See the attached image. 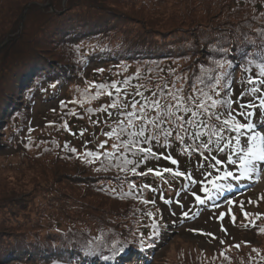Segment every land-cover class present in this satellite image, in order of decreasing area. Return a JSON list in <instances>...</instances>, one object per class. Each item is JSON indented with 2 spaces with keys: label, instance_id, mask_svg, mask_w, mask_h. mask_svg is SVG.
Returning a JSON list of instances; mask_svg holds the SVG:
<instances>
[{
  "label": "trees",
  "instance_id": "trees-1",
  "mask_svg": "<svg viewBox=\"0 0 264 264\" xmlns=\"http://www.w3.org/2000/svg\"><path fill=\"white\" fill-rule=\"evenodd\" d=\"M1 1L0 98L10 93L12 84L21 91L18 97L24 103L34 92L48 99L56 96L59 86L65 84L66 88L54 104L56 111L45 114L38 134L24 139L23 151L17 153L19 161L10 163L2 173L6 176L0 178V189L7 187L0 191V264L14 262L17 258L12 256L19 253L20 244L28 250V257L33 250L36 257H23L14 264H108L122 248L151 243L154 234H149L155 231L135 233L127 221L120 220L121 214L129 208L126 212L144 216L150 211L144 205L146 199L180 191L176 182L183 177L173 172L186 176L191 171L203 176L207 170L223 172L216 160L229 155V144L230 148L239 145L232 124H242L245 105L255 100L262 87L250 84L249 79H262L264 0H187L184 11L174 15L158 13L156 8L140 14V6L148 0H42L41 7L37 6L39 0ZM45 2L48 5L43 6ZM192 2H196V12L194 6L189 7ZM124 3L133 9L127 12ZM90 63L101 66L88 68ZM176 97L189 111L181 108L168 115ZM153 101L162 107L155 109ZM200 102L207 110L197 107ZM14 105L0 116L1 126L4 121L26 125V112ZM192 111L197 112L195 117ZM12 112H16L14 121L9 119ZM129 113H136L130 131L141 126L139 118H146L143 126L151 139L138 138L137 143L157 156L123 148L109 154L106 141L98 145L80 142V146L73 140V134L78 137L76 122L89 115L110 118L104 133L108 139L106 134L113 128L127 127ZM176 116L185 121L183 142L176 139L180 131ZM161 118V128L173 132L172 136L165 138L147 123ZM189 119L192 124L187 123ZM224 120L232 123L225 125ZM197 131L203 133L199 138L195 137ZM119 137L121 144L129 139L127 131ZM88 152L98 158L87 156ZM42 159L54 161L60 168V175L48 177L50 184L66 177L62 189L51 197L65 213L62 221L51 222L48 213L42 219H31L28 205L21 204L42 184L36 175L29 178L30 169L36 173L33 166L43 163ZM125 159L132 163L124 165ZM160 162L165 166H159ZM68 165L74 168L65 169ZM166 168L171 171L165 172ZM69 188L70 193L60 192ZM262 232L254 224L252 235L260 243H232L229 249L209 255L190 248L186 254L181 252L180 264H206L205 257L218 264H264ZM12 235L19 240L11 243L7 237ZM15 245L18 249L14 251Z\"/></svg>",
  "mask_w": 264,
  "mask_h": 264
},
{
  "label": "rangeland",
  "instance_id": "rangeland-1",
  "mask_svg": "<svg viewBox=\"0 0 264 264\" xmlns=\"http://www.w3.org/2000/svg\"><path fill=\"white\" fill-rule=\"evenodd\" d=\"M186 1H175L172 3V1L168 2V0L161 2L159 0H148L142 5L137 2V5H141L139 8L140 14L150 13L146 10L148 8H156L159 9L156 10L158 13L163 12L166 15L173 13L174 15L182 10L184 11L187 5ZM247 1L249 2V0ZM41 2L42 0H39L37 6L41 7ZM47 2L43 6L48 5ZM3 3L0 0V8ZM124 5L127 12L134 7H130V4L124 3ZM195 5L196 2L189 3V7L194 6L196 12L198 9ZM135 13L137 12L135 11ZM100 66L101 63H90L88 68L97 69ZM15 87L16 85L12 84L9 89L10 93L0 98V116L4 115L7 110L9 111L15 107L14 104H19L20 108L26 112V125L21 126V124H16L12 126V124L5 121L3 122V126L0 124V178L2 175L6 176L7 173H2L7 170L10 163H17L19 161L17 153L23 151L22 147L25 145L24 139H27L31 133V135L38 134L39 130L37 129L42 126L45 114L48 111H56L57 105L54 104L62 98L66 85H61L56 96L53 98H39L38 94L34 92L30 96L28 103H24L21 98L22 96L18 97L21 91H17ZM42 87L44 88V85ZM262 99H264V86L261 88L258 99L256 101H248V104L245 105L246 108L241 113L242 124H251L252 129H242L236 133L235 137L239 141V145L236 146L237 148L234 145L230 148V144L228 145V150L230 151L227 162L225 161V157L218 159L222 164H227V168H230V164H232L231 153L234 154V167L236 169L233 172L228 171V169L226 171L232 173L231 176L227 177L232 180L231 187L226 190L217 191L213 182L220 184L221 181L218 182L219 180H217V177L220 176L219 174L211 173L209 177L210 182L202 183L208 177H203L202 174L197 173L198 171H191L189 173V176L192 178L191 180L182 179L176 182L181 188L180 192L166 195L167 198H157V196H154L153 198L146 199L144 205L150 208V211L146 215L139 216L141 214L134 212L130 214L126 212L129 209L127 208L121 214L123 216L120 220L127 221V224L133 227L135 233L142 230L150 231V229L155 231L154 233L150 231L151 234H149L150 236L154 234L152 242H144L140 246L135 245L122 248L124 251H120L116 260L108 264H180L183 261L181 252L186 254L187 250L193 247H196L200 251H205L209 255L214 250L229 249L232 243L243 244L244 246H248L251 243H260L261 240L253 237L252 230L254 224L256 227L264 230V162H254L253 171L242 176L240 160L249 147V138L254 133H259L261 137H264V106H261ZM11 103L12 106L9 107ZM16 112L10 114V120L13 119L14 121ZM87 117L85 120H79L75 124L74 133L78 135L76 137L73 134L75 143L83 146L81 143L85 145H98L106 141V144L108 143L106 149L109 154L119 149H113L112 145L114 143L120 145L122 142L120 137L113 136L109 140V138L106 139L104 136L105 131L110 127V118L106 114H98L96 118L91 115ZM70 119L72 120V118ZM66 138L71 139L69 136H66ZM259 143L261 147H264V142ZM42 160L43 163L33 166L37 169L36 173L30 169L31 172L29 174V178H33L36 175V178L42 184L39 186L36 194L31 193V196L21 204L24 207L28 205L27 213L29 212L31 219H42V216H46V213H48L52 214L51 222L57 221L55 219L62 221L65 218V213L62 208L57 206V203V205L53 203L54 201L51 200V197L55 195V192H58V189H62L61 187H63L66 177L60 176L55 183L50 184L48 177H53L57 173L60 175V168L54 161ZM158 165L163 167L165 163L160 162ZM72 168H74L73 165L65 167L67 170ZM233 176H236V178L234 179ZM227 178L222 179V181H226ZM4 188L7 187L1 186L0 191H3ZM205 188L208 190L207 194L202 190ZM27 189L29 190V187ZM60 192L70 193V188L68 191L60 190ZM210 194H214L215 196ZM197 196L203 200V203L197 202ZM135 205H137L136 201ZM47 220H50V218ZM154 223L158 226L156 230L152 228ZM22 231L27 230L22 229ZM261 235H264V232ZM145 238L148 237L140 239V242L144 241ZM7 239L11 243L19 240L13 235L8 236ZM26 246L25 244V248ZM17 249L18 246L15 245L13 250ZM26 251L28 250L24 251L23 244H20L19 253L12 256L17 259L14 262L5 261L4 254H2L3 261L8 264H14L18 262V259L23 257L34 260L36 251L33 250L30 257H28L29 253H25ZM202 260L206 264H218L211 261L208 257L202 258ZM85 264L105 263L93 261Z\"/></svg>",
  "mask_w": 264,
  "mask_h": 264
},
{
  "label": "snow or ice",
  "instance_id": "snow-or-ice-1",
  "mask_svg": "<svg viewBox=\"0 0 264 264\" xmlns=\"http://www.w3.org/2000/svg\"><path fill=\"white\" fill-rule=\"evenodd\" d=\"M259 75L262 77L261 80L255 81V80H252L250 78L249 79V83L253 84V85H255L256 83H260L262 86H264V65H261V69H260ZM125 83H127V81H125ZM99 87L102 88L104 86L100 85ZM112 87H116V85L113 84ZM254 90H256V89H254ZM175 99H176V103L174 104V106L171 107V108H168V112H167L168 115H175V110H179L181 108L185 112L189 111V109L184 106V101H182L179 97H176ZM187 99L191 100L192 97H188ZM208 99H211V98L209 97ZM153 104H154L155 109H157V110H159L162 107V105L160 104L159 101H153ZM112 106L114 107L115 105H112ZM211 106L212 107L216 106V101L215 100H212ZM261 106H264V99L261 100ZM133 107H135V105H133ZM197 107L199 109L207 110L206 107H205V104L203 102H200L197 105ZM140 111L143 112L144 109L141 108ZM128 115H129V119L127 121V129L125 127H123L122 125H118L117 128H113L112 131H110V132H108L106 134L109 138H111L113 136H116L117 138H119V135L124 134L127 131V135L129 137V139L124 141L120 145H117V144L114 143L112 145L113 149L123 148V149L128 150V151H131L132 149H136L141 154H151L154 157L157 156V153L152 152V150L150 148L140 147L139 144L137 143V139L138 138H144L145 141L151 139V137L146 136L145 128L143 126L146 118H144V117L139 118L140 121H141V126L136 131H130V129L133 128V120L131 119V117L135 116L136 113H129ZM157 115H159V113H157ZM196 115H197L196 111H192L191 112V116L192 117H195ZM217 119H219V117H217ZM176 121H177L176 127L180 129V131H178L176 133V139L183 142L184 141V135H182L181 132H185V133L187 132V129H185L183 127L184 122H185L184 118L180 117V116H176ZM147 123L150 124L155 129H157L159 132H161L165 138L170 137V136L173 135V132L169 131L168 129L161 128V125L164 123V119L163 118L155 119V120H149V121H147ZM187 123L188 124H192L193 120L189 119V120H187ZM223 123L225 125H228V124H230L232 122H231V120H224ZM242 129L251 130L252 129V125L251 124H241V123L232 124V130H234L236 132H240ZM202 134L203 133H201L200 131H197L195 133V137L199 138ZM214 134L215 135H219L218 133H214ZM259 142H264V137H261L259 133H254L249 138V147H248L247 151L245 152L244 156L241 157V160H240V168L242 169V171H241V175L242 176L243 175H247L251 171H253L254 162H256V161L264 162V147H261ZM237 143H239V141H237ZM103 146L104 145L101 144V147H103ZM72 151H75V149H72ZM86 155L90 156V157L98 158V155L96 153H93V152H88V153H86ZM105 155H109V154L105 153ZM167 159L170 160L172 164H176L177 163V161L172 159V157H167ZM131 163H132V161H130V160H127V159L124 160V165H128V164H131ZM216 163L219 164L220 161L217 160ZM121 170L123 171V168H121ZM131 170L133 172H135L136 168L133 167ZM148 171L152 172L153 169H149ZM164 171L165 172H169L171 170L166 168V169H164ZM155 174L158 175V176L160 175L159 172H156ZM172 174L174 176H183L184 175V173H182V172H173ZM231 175H232V173L226 172L223 177H219L218 176L217 180L226 179L227 177H229ZM188 179L191 180L192 179L191 176H189ZM213 185H214V187L216 188L217 191H221L225 187L223 184H216L215 182H213ZM202 190L205 191V193L207 194L208 190L206 188L202 189ZM196 200H197L198 203H203V200H201V198L199 196L196 197ZM229 203H231V201H229ZM221 215H223V214H221ZM245 216H247V214H245ZM233 219H234V217H233ZM157 227L158 226L155 223L152 225V228L154 230H156ZM120 251L123 252L124 249H120Z\"/></svg>",
  "mask_w": 264,
  "mask_h": 264
}]
</instances>
